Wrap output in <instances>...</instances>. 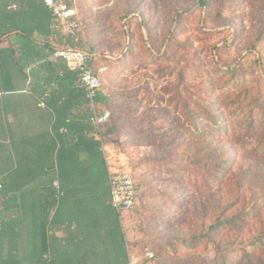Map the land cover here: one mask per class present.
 I'll return each mask as SVG.
<instances>
[{
	"label": "rangeland",
	"instance_id": "rangeland-1",
	"mask_svg": "<svg viewBox=\"0 0 264 264\" xmlns=\"http://www.w3.org/2000/svg\"><path fill=\"white\" fill-rule=\"evenodd\" d=\"M70 1L81 46L109 67L101 110L116 128L105 140L112 166L138 182L135 247L158 245L156 259L136 255L138 264L264 259V0ZM204 105L227 130L203 119L197 134L189 113Z\"/></svg>",
	"mask_w": 264,
	"mask_h": 264
},
{
	"label": "crops",
	"instance_id": "crops-1",
	"mask_svg": "<svg viewBox=\"0 0 264 264\" xmlns=\"http://www.w3.org/2000/svg\"><path fill=\"white\" fill-rule=\"evenodd\" d=\"M54 20L44 0H0V264H131L140 205L112 203L110 119L80 81L60 86L80 75Z\"/></svg>",
	"mask_w": 264,
	"mask_h": 264
},
{
	"label": "built area",
	"instance_id": "built-area-1",
	"mask_svg": "<svg viewBox=\"0 0 264 264\" xmlns=\"http://www.w3.org/2000/svg\"><path fill=\"white\" fill-rule=\"evenodd\" d=\"M44 1L55 17L52 28L54 39L57 43L59 41L56 45L55 56L64 58L69 70L79 73L80 79L86 88L89 103L96 112L99 91L103 86V76L108 72L109 67L106 65L97 67L96 64L99 61L100 54L92 48L81 46L84 40L78 10L70 7L65 0ZM107 57L113 58L112 55H107ZM41 105L44 106L45 102L41 101ZM110 117L111 113L106 111L103 115L96 114L93 120L100 125L108 121ZM111 184L112 203L119 212L135 208L139 204L137 182L130 171L116 169L111 163ZM56 186L59 187V184L56 183ZM138 263V257H131V264Z\"/></svg>",
	"mask_w": 264,
	"mask_h": 264
},
{
	"label": "trees",
	"instance_id": "trees-1",
	"mask_svg": "<svg viewBox=\"0 0 264 264\" xmlns=\"http://www.w3.org/2000/svg\"><path fill=\"white\" fill-rule=\"evenodd\" d=\"M65 1L68 3V5L70 7H74L75 8V6L71 3L70 0H65ZM200 4L201 5H206L207 2H206V0H200ZM58 40L61 41L62 39H58ZM58 43H59V41H58ZM55 50H56V47H55ZM93 50L95 52L98 51L97 49H93ZM76 81H80V84L83 86V83H82V81L80 79V76H76V75H73L71 73H67L63 78H61V80L59 81V84H60V86H66V87H71L72 88V87H74L76 85ZM102 87H101V89L99 91V96H98V99L97 100H98V102L103 103V105L104 104H110V102H109L110 101L109 96H107L103 92ZM62 94H64V92H61L60 95H62ZM83 100L84 99H82V101ZM213 110H215L216 113H213ZM200 112L189 113L191 115V117H194V120H196L195 125L197 127L196 128L197 134H199L200 136L201 135H204V131L201 128V124H200V123H202V120L203 119H206L207 121H209L210 123H212L213 129L215 131H218V132L220 131L221 132L223 130H227V127L228 126H227L225 117H224V115L221 112L218 113V108H216V107H209L208 105L207 106L204 105L202 107V109H201ZM262 114H264V111L263 110H262ZM203 116H205L206 118H204ZM115 128L116 127L114 125H112L109 128V132H114ZM204 130H206L205 127H204ZM178 158L184 159V156H179ZM182 159H180V161H184ZM219 164L220 163H216L215 165L219 166ZM137 186H138V182H137ZM138 196H139V186H138ZM47 209H48V207H47ZM243 220H244V218H242V217L240 218V216H239V217H235L234 220L228 219L226 222L231 223V224H234L236 222L241 223ZM221 224H222V222H220L219 225H212L211 227H213V228H218V227L221 228V226H223ZM202 236H204V235H197L196 238H193V239H196V242L194 243L191 240L192 243L193 244H197V242H200L199 240H200V238ZM181 238L183 239V236L180 237V238H178L176 236L175 239H174V241H172V245L171 246L173 248H175L176 250L178 248L177 247L178 243L182 244V242H183V241L182 242L180 241ZM263 239L264 238H262V236H259V240L257 241V244H259L262 247H264V241H262ZM157 246L154 245V247H156V248H157ZM143 247H145V248H137V251L140 252L139 254H142L143 255V260L148 259L149 260L148 263H150L152 260H154V259L157 258L158 253H157V251L155 250V248L153 246L150 247V246L145 245V243H144V246ZM223 249L224 248H220V247H217V249H216V253H220V255H221V256L219 255L218 260H222L223 259V262H227L226 259L222 256V254H224V252L226 251V250H223ZM246 254H248V253H246ZM252 255H255V256H252V258L242 259V261L240 262V264H264V259L262 257L256 256V254H252ZM228 264H230V263H228Z\"/></svg>",
	"mask_w": 264,
	"mask_h": 264
}]
</instances>
